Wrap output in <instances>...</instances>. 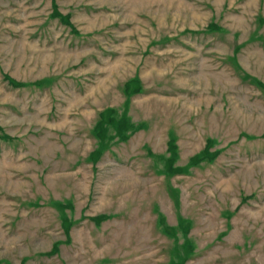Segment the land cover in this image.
Instances as JSON below:
<instances>
[{
	"label": "rangeland",
	"instance_id": "1",
	"mask_svg": "<svg viewBox=\"0 0 264 264\" xmlns=\"http://www.w3.org/2000/svg\"><path fill=\"white\" fill-rule=\"evenodd\" d=\"M0 264H264V0H0Z\"/></svg>",
	"mask_w": 264,
	"mask_h": 264
}]
</instances>
